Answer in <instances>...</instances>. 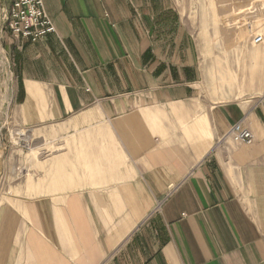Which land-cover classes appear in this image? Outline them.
I'll return each instance as SVG.
<instances>
[{"label": "crops", "instance_id": "obj_1", "mask_svg": "<svg viewBox=\"0 0 264 264\" xmlns=\"http://www.w3.org/2000/svg\"><path fill=\"white\" fill-rule=\"evenodd\" d=\"M44 2L55 32L10 35L13 100L64 131L52 172L73 183L0 206V264H264V91L199 101L175 0Z\"/></svg>", "mask_w": 264, "mask_h": 264}, {"label": "rangeland", "instance_id": "obj_2", "mask_svg": "<svg viewBox=\"0 0 264 264\" xmlns=\"http://www.w3.org/2000/svg\"><path fill=\"white\" fill-rule=\"evenodd\" d=\"M11 1L0 0V50L6 62H0V206L37 196L46 191L44 188L56 187L54 177L65 178L52 172L53 156H58L64 147L59 146V136L64 131L52 126L23 125L13 100L18 79L6 26ZM175 5L197 44L203 68V79L198 84L200 102L234 100L264 91L260 65L251 61L259 60L258 47L264 44V0H175ZM259 35L263 42L255 44L254 38ZM17 131L25 132L39 146L29 148L23 140H16ZM64 163L65 159L56 157L57 169Z\"/></svg>", "mask_w": 264, "mask_h": 264}, {"label": "built area", "instance_id": "obj_3", "mask_svg": "<svg viewBox=\"0 0 264 264\" xmlns=\"http://www.w3.org/2000/svg\"><path fill=\"white\" fill-rule=\"evenodd\" d=\"M6 26L11 37L16 41L31 40L36 42L55 32V25L45 9L44 0H12L8 8ZM263 42V36L254 38L255 44ZM234 143H251L252 132L242 122L234 124L229 130Z\"/></svg>", "mask_w": 264, "mask_h": 264}, {"label": "bare ground", "instance_id": "obj_4", "mask_svg": "<svg viewBox=\"0 0 264 264\" xmlns=\"http://www.w3.org/2000/svg\"><path fill=\"white\" fill-rule=\"evenodd\" d=\"M2 50H0V55H1V60H0V62H1V65L2 64H4V63H6L5 61H4V57H3V55H2ZM9 64V63H8ZM223 78H225V77H223ZM10 93H11V91H10ZM9 93V94H10ZM10 97H9V101H10ZM22 136H24V137H22ZM15 139L16 140H23L24 142V145L25 146H27V147H29V148H36L37 146H39V142H33L32 143V140H31V138L25 133V132H23V131H17L16 133H15ZM14 139V140H15ZM111 156H108V158H109V162H107V166H109V167H111L115 162H113V160L110 158ZM89 161L87 160V163H88ZM97 162H99V160H97ZM98 166H99V164H98ZM54 174H56V175H58V173H57V171H55V173ZM97 174H98V176L97 177H99V179L101 178V177H104L105 178V176H102V175H100V173H98L97 172ZM60 176H65V178L64 179H60L59 177H57L58 179H55V177L52 179V183L53 184H56V181L59 183V184H63V183H67L68 181H71L72 179H73V176L72 175H69L66 171H63V172H61V175ZM92 177H94V176H92ZM56 180V181H55ZM35 184V183H34ZM34 184H29L30 186H35ZM1 203V202H0Z\"/></svg>", "mask_w": 264, "mask_h": 264}]
</instances>
